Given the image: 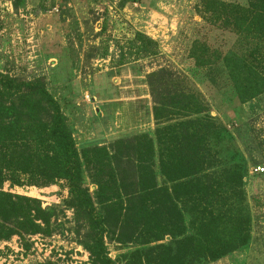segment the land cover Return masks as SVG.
I'll use <instances>...</instances> for the list:
<instances>
[{
	"label": "trees",
	"instance_id": "trees-1",
	"mask_svg": "<svg viewBox=\"0 0 264 264\" xmlns=\"http://www.w3.org/2000/svg\"><path fill=\"white\" fill-rule=\"evenodd\" d=\"M136 1L118 0V7ZM245 1L201 0L196 11L210 25L236 34L237 51L221 54L195 41L189 52L211 80L222 73L241 103L264 93V0ZM24 2L13 0V8L19 10ZM136 42L139 52L158 55L157 44L145 35L136 33ZM147 84L154 140L147 134L119 139L112 145V161L104 148L79 152L42 79L22 81L0 73V241L38 234L55 216L53 207L42 208L37 199L3 191L4 183L45 188L63 181L68 205L89 224L81 245L92 264H115L104 235L114 232L123 217L120 187L145 223L147 243H158L165 235L175 238L172 254L171 247H148L145 255L160 253L149 254L145 264H206L248 245L247 166L232 135L208 114L201 94L184 75L159 67L147 74ZM155 155L160 174L172 184L171 194L157 185ZM84 170L97 186L95 195L84 187Z\"/></svg>",
	"mask_w": 264,
	"mask_h": 264
},
{
	"label": "rangeland",
	"instance_id": "rangeland-1",
	"mask_svg": "<svg viewBox=\"0 0 264 264\" xmlns=\"http://www.w3.org/2000/svg\"><path fill=\"white\" fill-rule=\"evenodd\" d=\"M200 1L138 0L120 9L118 0H25L15 10L13 0H0V73L22 81L42 79L59 104L79 152L104 148L112 161V145L117 140L141 134L154 140L156 122L147 74L168 67L184 75L201 94L208 114L232 135L247 166L244 188L252 216L249 243L206 264H264V172L253 171L264 169V93L241 103L222 73L211 80L195 66L189 57L195 41L221 54L239 48L236 34L210 25L197 14ZM54 5L58 12L52 10ZM136 33L157 44L156 57L138 51ZM154 161L157 185L171 194L172 184L160 174L157 155ZM89 175L83 171V184L95 195L97 186ZM2 189L37 199L42 208L53 207L55 216L49 225H41L38 234L0 241V264H92L90 253L81 245L89 224L68 205L63 181L45 188L4 183ZM117 193L124 210L117 229L104 235L110 259L115 264H145L149 254L160 253L145 255L155 245L171 247L174 253L171 235L147 243L145 223L132 198L121 187ZM185 217L189 235L192 229ZM23 243L29 248L22 247Z\"/></svg>",
	"mask_w": 264,
	"mask_h": 264
},
{
	"label": "built area",
	"instance_id": "built-area-1",
	"mask_svg": "<svg viewBox=\"0 0 264 264\" xmlns=\"http://www.w3.org/2000/svg\"><path fill=\"white\" fill-rule=\"evenodd\" d=\"M51 1L54 2V3H56L57 1H60V0H51ZM52 10L55 11V12H58V6L57 5H54V7H53ZM253 171H254V173H258V172L263 173L264 172V169L263 168H260V167H256V168L253 169Z\"/></svg>",
	"mask_w": 264,
	"mask_h": 264
}]
</instances>
